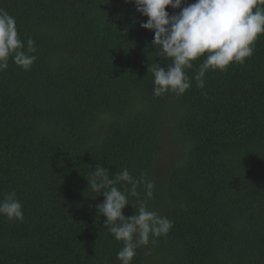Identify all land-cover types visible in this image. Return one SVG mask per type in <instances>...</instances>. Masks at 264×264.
<instances>
[{"label":"trees","instance_id":"1","mask_svg":"<svg viewBox=\"0 0 264 264\" xmlns=\"http://www.w3.org/2000/svg\"><path fill=\"white\" fill-rule=\"evenodd\" d=\"M0 8L38 49L29 70L10 58L0 73V199L15 191L24 214L0 216V264H120L123 243L104 227L96 210L104 196L87 181L97 165L110 179L124 168L146 173L155 185L149 210L173 222L132 264H264V35L243 64L209 70L203 89L192 79L181 96L154 97L148 68L171 61L158 57L134 3L0 0ZM204 58L185 70L190 78Z\"/></svg>","mask_w":264,"mask_h":264},{"label":"clouds","instance_id":"2","mask_svg":"<svg viewBox=\"0 0 264 264\" xmlns=\"http://www.w3.org/2000/svg\"><path fill=\"white\" fill-rule=\"evenodd\" d=\"M134 3L136 10L147 17L140 27L152 30V45L158 57L170 60L167 67L159 63L150 65L153 75L154 97L167 93L183 95L192 86L205 87L204 77L209 70L225 71L232 63L243 64L255 51V42L264 35V0H126ZM183 5V7H182ZM179 9L170 15L166 9ZM38 49L35 41L28 38L27 45L21 40L16 19L0 8V73L9 67V59L27 71L36 61ZM205 57L196 74L190 78L186 69L193 68V61ZM107 168L97 165L87 181L93 192L104 196L96 205L99 215L106 217L104 227L116 241L123 243L117 252L120 264H132L137 249L155 245L158 237L166 236L173 222L149 210L147 202L153 197L155 185L146 173L133 177L127 168L109 178ZM130 185L123 191L118 185ZM144 198H141L140 188ZM136 198L133 204L130 200ZM131 203L135 212L126 217L123 210ZM0 216L9 221H23L22 204L15 191L0 199ZM150 254V250L149 253Z\"/></svg>","mask_w":264,"mask_h":264},{"label":"rangeland","instance_id":"3","mask_svg":"<svg viewBox=\"0 0 264 264\" xmlns=\"http://www.w3.org/2000/svg\"><path fill=\"white\" fill-rule=\"evenodd\" d=\"M166 134H167L166 135V138H167L168 141L171 138H173V134L171 132H167ZM160 163H161L162 166L169 167V165H171L173 163V160L171 158V155H164L161 158Z\"/></svg>","mask_w":264,"mask_h":264}]
</instances>
